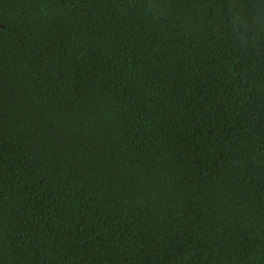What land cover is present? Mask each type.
Returning <instances> with one entry per match:
<instances>
[{"label":"trees","instance_id":"16d2710c","mask_svg":"<svg viewBox=\"0 0 264 264\" xmlns=\"http://www.w3.org/2000/svg\"><path fill=\"white\" fill-rule=\"evenodd\" d=\"M0 264H264V0H0Z\"/></svg>","mask_w":264,"mask_h":264}]
</instances>
